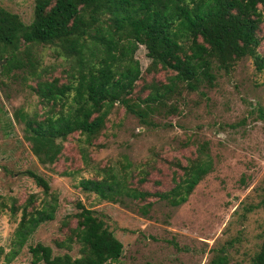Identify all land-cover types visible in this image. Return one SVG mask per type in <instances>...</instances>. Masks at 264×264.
<instances>
[{
	"label": "trees",
	"instance_id": "obj_1",
	"mask_svg": "<svg viewBox=\"0 0 264 264\" xmlns=\"http://www.w3.org/2000/svg\"><path fill=\"white\" fill-rule=\"evenodd\" d=\"M32 1L30 23L0 7V63L6 59L0 84L8 87L4 79L14 78L37 96L33 111L21 107L14 112L24 125L30 151L43 165H55L64 158L65 144L73 142L83 168L61 174L75 178L89 168L92 176L81 179L80 185L100 201L126 205L127 199L138 202L155 196L173 208L187 203L214 170L210 141L199 138V132L189 134L179 148L194 147L185 161L161 158L162 147L152 150L153 156L141 169L126 156L120 168L105 159L96 160L92 147H107L110 136H115L110 129L121 124L116 125L111 116L123 109L146 131L161 126L158 117L185 116V93L207 97L224 76L232 78L233 87L242 86L236 73L246 61L264 75V0ZM141 46L150 59L145 69L137 58ZM45 48H52L56 58H62L61 64L46 65ZM258 111V118L264 120V108ZM160 163L174 171L175 185L152 194L144 184L153 172H162ZM136 168L137 176L130 173ZM27 174L43 188L45 197L40 200L31 194L24 203L11 198L9 204L0 196V215L9 209L19 217L5 264H11L27 246L32 264H120L124 243L105 218L82 201L54 237L57 251L52 244H30L43 225L56 219L60 199L47 179L32 170ZM259 197L258 204L244 207V217L264 208V185ZM152 206V202L146 204L143 213L147 215ZM261 235L264 238V229ZM240 242L235 237L213 248L207 264H264V240L255 251H244L243 259L230 251ZM3 254L1 249L0 259Z\"/></svg>",
	"mask_w": 264,
	"mask_h": 264
},
{
	"label": "rangeland",
	"instance_id": "obj_2",
	"mask_svg": "<svg viewBox=\"0 0 264 264\" xmlns=\"http://www.w3.org/2000/svg\"><path fill=\"white\" fill-rule=\"evenodd\" d=\"M1 6L19 14L26 23L33 20L32 0H0ZM261 50L264 52V43ZM42 55L46 65L62 62L52 48L43 49ZM137 58L143 69L150 64L144 46L138 50ZM236 76L244 82L239 88L233 87L232 78L224 76L207 97L199 92L185 93L188 98L185 116L158 117L156 121L161 126L146 131L137 119L126 116L123 109L111 116L116 125L121 124L110 129L109 133L115 136H110L107 147H92L96 160L105 159L120 168L126 156L141 169L153 156L152 150L162 147L165 152L160 153L161 158L178 157L185 161L194 147L179 148L189 134L199 132V138L210 141L214 170L188 202L178 208L155 196L138 202L127 199L126 205H122L100 201L94 193L84 191L80 182L92 176L89 168L80 174L77 172L75 178L61 174L83 168L73 142L65 144L64 158L57 164L43 165L30 151L24 125L14 115L21 107L33 111L37 96L20 82L15 83L14 78H5L8 87L0 84V196L9 204L11 198L24 203L31 194H37L42 200L43 188L27 174L32 170L50 182L52 192L60 199L56 219L43 225L30 244H52L62 222L78 212L76 204L82 201L97 210L124 243L120 264H207L213 248L235 237L241 241L234 243L235 247L230 250L236 258L243 259L244 251L258 249L264 240L260 237L264 229V208L246 213L245 217L243 213L244 207L260 202L259 192L264 185V120L258 118V107L264 108V75L255 71L251 61H246L240 64ZM138 132L145 133L135 136ZM160 167L162 172H153L144 184V189L152 194L168 191L175 185L174 171L167 164L160 163ZM138 170L130 173L137 176ZM149 202L153 206L145 215L142 209ZM18 220L9 209L0 215V250L4 249L0 264H5ZM71 224L75 226L76 220ZM11 264H32L28 246Z\"/></svg>",
	"mask_w": 264,
	"mask_h": 264
},
{
	"label": "water",
	"instance_id": "obj_3",
	"mask_svg": "<svg viewBox=\"0 0 264 264\" xmlns=\"http://www.w3.org/2000/svg\"><path fill=\"white\" fill-rule=\"evenodd\" d=\"M4 63H6V59H4L1 63H0V72H1V70H2V68H3V64Z\"/></svg>",
	"mask_w": 264,
	"mask_h": 264
}]
</instances>
